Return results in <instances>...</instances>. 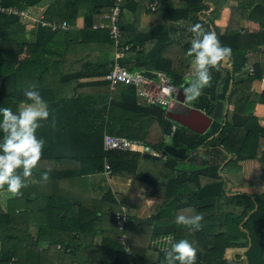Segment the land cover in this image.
<instances>
[{"label":"trees","instance_id":"trees-1","mask_svg":"<svg viewBox=\"0 0 264 264\" xmlns=\"http://www.w3.org/2000/svg\"><path fill=\"white\" fill-rule=\"evenodd\" d=\"M168 1H122L132 20H124L121 11V41L130 44L121 63L149 76L160 70L174 78L176 85L186 86L190 69L195 71L188 50L190 29L197 23L214 32L222 46L230 47L231 71L240 70L249 54L260 52L253 73L245 77H234L222 64L210 68L209 86L190 100L192 107L208 109L214 100L226 99L234 110L249 113L245 125L214 121L204 134L176 125L171 133L172 123L162 106L141 102L129 84H110L105 73L111 67L114 45L100 23L106 20L104 14L113 0H54L44 17L65 20L71 26L51 31L38 23L32 39L8 35L7 30L16 32L23 24V17L0 12V107L17 111L19 102H28L26 90H38L49 106V118L40 122L35 133L45 141L41 157L31 175L22 176L25 186L14 194L0 185V192H10L0 207V264H161L171 242L180 239L196 248L195 264H264V191L230 194L221 174L238 170L239 160L264 162V128H254L252 113L255 102L264 101V50H260L264 0H237L236 4L178 0L182 6ZM41 2L0 0V5L24 9ZM151 2L156 3L154 10L147 8ZM224 10L227 17L220 21ZM144 13L150 17L146 30L139 28ZM79 15L83 17L80 29L74 27ZM255 78H261L262 90L251 98ZM104 133L138 138L153 149H161L165 133L171 134V144L184 146L187 156L196 154L198 145L211 137L209 157L202 158V164H188L189 172L182 168L174 181L160 180L155 185L151 181L156 217L171 214L176 218L181 208L187 218L202 217L199 231L190 230L191 226L173 228L170 243L160 249L149 243L152 225H137L129 218L121 230L130 247L125 252L116 219L121 206L132 208L139 189L150 181L136 173L141 152L104 149ZM222 150L234 152L235 158L227 159L226 153L217 156ZM104 160L110 167L107 175L130 178L127 193L108 189L100 198L92 195L88 175L104 171ZM170 166L175 168V163ZM260 178L264 181V168ZM211 218L218 224L215 229L204 225ZM229 247L245 249V257L241 253L224 257Z\"/></svg>","mask_w":264,"mask_h":264},{"label":"crops","instance_id":"crops-1","mask_svg":"<svg viewBox=\"0 0 264 264\" xmlns=\"http://www.w3.org/2000/svg\"><path fill=\"white\" fill-rule=\"evenodd\" d=\"M53 1L54 0H42V2L37 4V5L28 6L26 16H22L23 17L22 18L23 24H21V26L16 30V32H11V31L7 30L6 31L7 34L12 35L14 39H18V40L20 38H25V39L34 38V36H35L34 33L36 31V28L38 27L37 24L39 23L40 16L44 15V11H45L46 7L48 6L49 3L53 2ZM167 3L172 4V5L175 4L178 6L183 5L182 2H179L178 0H176V1L169 0ZM228 3L236 4L237 0H230ZM122 13H123L122 15H123L124 20H126V21L132 20V12L129 9L123 8ZM227 14H228V11L224 10L222 12V18L220 21H224L225 18L227 17ZM241 24L243 25L244 22H242ZM149 25H150L149 15L146 13L142 14L140 16L139 28L142 30H146L149 27ZM13 27H14V25H13ZM42 27H44V26H42ZM74 27H76L78 29L83 27L82 15H79L75 18ZM46 28H48V27H46ZM260 50H264V43L261 45ZM259 53L260 52H254L252 54H249L247 56V61H246L245 65L238 71H231V62L229 60V57L227 59H225L223 62H221V64L225 65L231 71V73L233 74L234 77H239V78L245 77L247 75H251V74H248V70L250 67H251L252 73H253L254 64L259 60V57H260ZM190 67H192V66L190 65ZM190 70H191V72H190V74H191L192 68ZM132 71H138V70H132ZM158 71H160V70H158ZM190 74H188V75H190ZM0 84H1V78H0ZM178 87L180 89L184 90L183 85L178 86ZM261 90H262L261 78L253 79L251 82V91H252L251 92L252 93L251 98H257L258 94L261 92ZM180 93L181 92H179L178 98L180 97ZM184 93L185 94H183V97H184V95H186L185 91H184ZM137 97L139 100L141 99L138 95H137ZM221 100H223V99H221ZM224 100H226V99H224ZM141 102H144V101L142 100ZM23 103H26V102L21 101L18 103V109ZM185 106L188 107V109H186L185 111H188L190 109H197L199 111V113H201L203 115H207V116L211 115V113L208 112V109L210 107L208 109H206L204 107L195 108V107H192L191 105H185ZM233 110L234 109H231L230 105H229L228 106V115H226V121H224V118H222V117L214 118L210 121L209 125L206 127V129L202 133H198V132L197 133L198 134H204L207 131H209L212 123L216 120L220 121L222 124L227 123V122L231 123L229 120V113H231V111H233ZM170 112H177V111H165L164 110V114H165L166 118L169 119L172 123L171 133L175 130L176 125L182 126L183 128H186V129H189V131L196 132L193 129H191L190 127L184 126L181 123L178 124L175 120L169 118L167 116V114H169ZM237 112L247 115L245 122L243 124L237 125V126L245 125L247 120H248L249 113L240 112V111H237ZM252 113L254 114L255 120H256L254 128H256L257 126L264 128V101L263 100L255 102V104L253 106ZM205 122H206V120H205V118H203V116L196 115V114L191 115L190 119L188 120V124L190 126L196 127V128H201L202 126H204L206 124ZM252 128H253V124H252ZM254 128H253V130H255ZM108 134H111V133H108ZM112 135H117V134H112ZM119 136H123V135H119ZM210 138L211 137L206 138L205 141H203V143L198 145V147H197L198 151L196 152V154L194 153V154H191L189 156L186 155L184 158H178V157L173 156V155L170 156V154L163 151L162 148L161 149H153L150 146L151 151L155 152V154H151V155H157V157H161L164 159V163L161 167L158 166V167L154 168L153 166L151 167V165H144L143 161L146 160L144 158H146V157L150 158L151 156H146V155L142 154L141 151H139V152H141V154L139 155V158H138L136 173L137 174L140 173V174L144 175L145 177H147L149 179L150 182L144 184L139 189L138 193L136 194V196L134 198V202H135L134 206L132 208H128L126 206L125 207L127 209L128 219L130 218L131 222H135L137 225H140V223H143V224L147 223V225L148 224L152 225V228H154V229L150 234L151 236L149 237V243L154 244L155 246L159 247L160 249L162 247L167 246V244L170 243V241L172 239L171 237H172V229L173 228H175L177 230V229H183L187 226L182 225V224H178L176 222V218H173L171 214L165 216V219H161V218L156 217L155 213H156L157 209L154 208V206L156 204L155 196L151 195V190L153 188L152 182L154 181L153 185H155L160 180H163L164 182L174 181L176 179L177 173H179V170H181L182 168L184 170H186V172H189L188 164H191V163L202 164L203 163L202 158L206 159L207 157H209V153H207V149H208L207 145H208V140ZM130 139H138V138H132L131 137ZM164 139H165V141H164L165 143H171V134L165 133ZM138 140H140V139H138ZM142 145L143 146H149V145H145L143 143H142ZM219 150H221V149H219ZM221 153H226L227 159H229V158L234 159L235 158L234 152L229 153V152H224V150H222V152L220 151L219 153H217L218 154L217 156H219ZM151 158L156 159L154 157H151ZM171 163H175V168H172L170 166ZM238 164L240 165V168L238 170H230V171H227L226 173L220 172L222 175L224 174V176L227 180V186H228L227 189H228V191L230 189V191L228 193H230V194L233 192L260 193V192L264 191V181L260 178V172H261V169L264 168V162L261 161L259 158H254V159L239 160ZM255 164H257V167H256L257 174H256V176L255 175L253 176L252 172H251V166L255 165ZM221 165L218 169L219 171H220ZM153 169H156V170H153ZM88 182H89V186H90V190H91L92 195L94 197L100 198L103 196V194L108 189H111L112 191H114L116 193H122V194L127 193L129 190V187H130L131 180L129 177L119 176V175H111V174L107 175L104 171H101V172L89 174L88 175ZM159 196H161V195H159ZM215 208H216L215 212H218L219 211L218 204ZM179 215H183L187 218L185 211L181 210V208H179V214L177 216H179ZM172 220H174V221H172ZM209 224H210L212 229H215L218 227V224L216 223V221L213 220V218L206 220V222L204 223L205 226L209 225ZM137 228H138V226H137ZM35 230H36V227L32 226L31 232L35 233ZM230 249H232V253L228 257L225 256L226 258H230L235 253H240V252H243L245 250V249H239V248H233V247L226 248L227 251ZM225 254H226V252H225Z\"/></svg>","mask_w":264,"mask_h":264},{"label":"clouds","instance_id":"clouds-1","mask_svg":"<svg viewBox=\"0 0 264 264\" xmlns=\"http://www.w3.org/2000/svg\"><path fill=\"white\" fill-rule=\"evenodd\" d=\"M190 31L193 36L188 55L192 57L191 64L195 71L188 79L184 91L190 100H195L201 90L208 87L211 81L210 68H218L225 59L231 56V49L222 46L216 34L205 31L197 23ZM27 98L17 111L11 108L0 107V185L19 194L25 186L23 177L31 175L41 157L44 139L36 136V129L41 121L49 118V106L42 99L38 90H26ZM21 170V171H18ZM47 179V173L42 174ZM202 217L197 214L186 218L183 215L176 217L178 224L191 226L190 230L199 231ZM196 248L186 239L173 241L165 251L161 264H195Z\"/></svg>","mask_w":264,"mask_h":264},{"label":"built area","instance_id":"built-area-1","mask_svg":"<svg viewBox=\"0 0 264 264\" xmlns=\"http://www.w3.org/2000/svg\"><path fill=\"white\" fill-rule=\"evenodd\" d=\"M123 0H113L112 5L108 12L104 14L105 21L100 23V27H104L108 30L109 38L111 39L114 50L112 53V61L110 69L105 73V79L110 84H116L119 82L129 84L134 87L137 95L148 104H157L165 108V111H175L186 105L187 98L184 95L183 100L178 98L179 87L170 80V76L162 71H153L154 76L144 74L141 70L132 71L121 63L126 50L130 47V44L122 43V29L119 24V16L122 7ZM156 6L155 2L149 3L147 8L154 10ZM0 12L7 15L15 14L18 16H26L27 8L17 9L13 6H1ZM39 23L42 26H46L51 30L59 28H67L71 26L67 21H56L54 19H47L44 15L40 16ZM248 74H252L251 67L248 70ZM185 94V93H184ZM174 129V128H173ZM142 143L138 139H130L125 136L112 135L108 133L103 134V147L106 150L109 149H121V150H136ZM142 152V151H141ZM151 154H155L151 151ZM104 171L109 173L110 167L106 160H104ZM128 220L127 209L125 206H121V210L116 219L117 228L120 230L118 236L119 242L124 246L125 252H130L129 244L125 240V234L121 231L124 228L126 221ZM133 264V263H131Z\"/></svg>","mask_w":264,"mask_h":264},{"label":"water","instance_id":"water-1","mask_svg":"<svg viewBox=\"0 0 264 264\" xmlns=\"http://www.w3.org/2000/svg\"><path fill=\"white\" fill-rule=\"evenodd\" d=\"M171 82L174 83V78H170ZM181 92L180 93V100H183V94H184V90L183 89H179ZM228 106H229V102L227 100H221V99H216L213 102V105L208 109V112L211 113L210 116L207 115H203L201 113H199V111L197 109H190L188 111H177V112H170L169 114H167V116L173 120H175L178 124H183L184 126L190 127L191 129H193L194 131L198 132V133H202L206 127L209 125L210 121L214 118H224V121H226V115H228ZM196 114V115H201L203 116V118H205L206 120V124L204 126H202L201 128H196V127H192L188 124V120L190 119L191 115ZM247 118L246 114L243 113H239L235 110L231 111V113H229V120L231 122V124L233 125H241L245 122ZM162 150L165 151L166 153L176 156L178 158H184L186 156L185 154V150L186 148L184 146H174L171 143H165L162 147ZM138 151H142V154L146 155V156H151L154 158H157V155H151V147L150 146H139L138 147ZM244 252V251H243ZM243 252H240L242 254V257H245V255L243 254Z\"/></svg>","mask_w":264,"mask_h":264},{"label":"rangeland","instance_id":"rangeland-1","mask_svg":"<svg viewBox=\"0 0 264 264\" xmlns=\"http://www.w3.org/2000/svg\"><path fill=\"white\" fill-rule=\"evenodd\" d=\"M194 73V72H193ZM193 73H191L190 75H188L186 78H189V77H191L192 76V74ZM185 78V80H184V82H186V83H188L189 81H188V79H186ZM177 86H182V85H177ZM187 86V85H186ZM186 86H184V89H185V87ZM186 98H187V101L188 102H186V105H191V102H190V99L188 98V94L186 93ZM141 100V99H140ZM142 101V100H141ZM230 108L231 109H233V107H232V105H230ZM163 109H165V108H163ZM217 121V120H216ZM144 159H146L145 161H143V164L144 165H151V167L153 166L154 168L155 167H161L162 165H163V163H164V159L163 158H161V157H157L156 159H153V158H144ZM256 167H257V164H255V165H252L251 166V172H252V175L254 176H256V174H257V169H256ZM153 170H156V169H153ZM230 171V170H229ZM157 172V171H156ZM10 196V192H6V191H2V192H0V207H4V201H5V198L6 197H9ZM234 251V250H233ZM231 253H232V249H230V250H226V254H224V257L225 256H229V255H231Z\"/></svg>","mask_w":264,"mask_h":264},{"label":"flooded vegetation","instance_id":"flooded-vegetation-1","mask_svg":"<svg viewBox=\"0 0 264 264\" xmlns=\"http://www.w3.org/2000/svg\"><path fill=\"white\" fill-rule=\"evenodd\" d=\"M186 109H188L187 106L183 105L181 108H178L177 110L175 111H185Z\"/></svg>","mask_w":264,"mask_h":264}]
</instances>
